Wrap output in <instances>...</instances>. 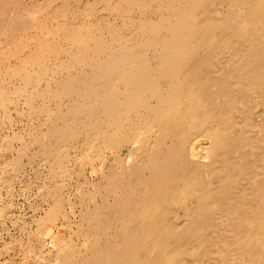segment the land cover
Listing matches in <instances>:
<instances>
[{
    "label": "bare ground",
    "instance_id": "obj_1",
    "mask_svg": "<svg viewBox=\"0 0 264 264\" xmlns=\"http://www.w3.org/2000/svg\"><path fill=\"white\" fill-rule=\"evenodd\" d=\"M21 1L0 0V47L18 57L2 79L25 81L30 112L49 102L31 139L46 160L82 134L95 151L79 160L98 177L80 192L83 241L56 264H264V0H96L121 22L79 25L61 0L53 28ZM52 187L43 226L62 214Z\"/></svg>",
    "mask_w": 264,
    "mask_h": 264
},
{
    "label": "rangeland",
    "instance_id": "obj_2",
    "mask_svg": "<svg viewBox=\"0 0 264 264\" xmlns=\"http://www.w3.org/2000/svg\"><path fill=\"white\" fill-rule=\"evenodd\" d=\"M56 1L55 0H42V2L41 1L39 2V0H22L20 3H21V7L25 8V10H24L25 13L23 11V8H21V7H19V12L22 10L21 15L23 18L25 15H27V18L30 17L29 19L25 18L27 20H30V19L31 20H34V19L39 20V19H42L45 17L50 18L51 15L53 17L56 16L55 19L52 17L49 19L51 22L50 26H51V28H53V26H55L57 20H59V22L62 21V18L57 16V11H56L57 5L60 4L61 0H56ZM68 1L70 4L68 7V16L65 20L70 22V23H76L77 25H79L81 23L89 24V23H95L97 21H108V20H112L113 18L115 19L116 23H120L121 22L120 16L124 17V15H117L119 18L116 16V14L111 15L109 12L110 9L102 8V10H101V7L107 6V3L100 2V4H99V2H96V0H68ZM86 2H88L87 3L88 6L85 4ZM94 2L97 3L98 5H95ZM41 4L42 5L44 4V6H40ZM91 4H93V6H95V7H93ZM25 5L26 6L29 5V7L31 6L29 8L30 10H32L33 8H36L34 13L33 12L30 13L28 11L30 13L29 14L26 10L27 7ZM74 5H75V7H74ZM89 5L92 6V8ZM55 6H56V8H54ZM42 7H45V8H42ZM98 8H100L101 11H98L99 10ZM41 9H43V10L41 11ZM53 9H55V11ZM70 9H72V10H70ZM85 9L89 12H87ZM79 12L81 13V15L83 17L79 16L80 15ZM26 13H28V14H26ZM94 14H95V16H94ZM84 15H85V17H84ZM126 16H128V15H125V17ZM104 18H106V19H104ZM3 39L4 38H1V40H3ZM30 41L32 42L33 40H30ZM9 50L10 49H5V47H3V45H2V47H0V68H1L0 69V75H1L0 76V82H1L0 83V86H1L0 89H3L5 91V93H7L6 95H3V99H4L3 101L0 98V105H1L0 106V264H40L41 261L43 264L44 263L45 264H56V261L58 263H60V259L65 257V254H66V253H62V252H57V251H60L59 250L60 246L62 247L64 245L71 244V245H69V249H66V250L68 252V251H70V249H73L69 252V254L70 253L76 254L77 253V247L80 246L82 241H83L84 236L80 234V222L78 221V212H80V209L82 210V208H84L85 206H83L82 204L79 203V199L81 198L80 192L84 191L82 189L87 188V186H88V185L84 184V181L86 178H88V179L93 178L94 180H97L98 177H94L95 175L90 173V171H91L89 168L90 165L86 162L84 164V165H86L84 168V171H81V169L83 170V166H82L81 162H79V160L82 157L87 158L88 156H93L95 154V151L93 149H90V147L88 146L89 144L87 146H85L86 148L84 150V144H82V143H85L87 141V139H86L87 136L85 134L84 135L82 134V136H80L81 139L79 137L75 138V139L69 138V140L67 139V141L64 143V145L66 147L63 145L62 154H61L62 155L61 157L64 158L63 160H61V158H57L58 155H56V152L52 149H51L52 151L50 150V152H49L48 159L46 160L45 158H43L44 156L42 155V152H41V146L37 142L35 143V141L32 139L40 134L39 133L40 130L45 128L44 125L40 126L41 125L40 121L42 123L45 120V112H44L45 110L44 109L46 107L45 103L48 101H45L44 99L42 100L40 98L37 99L38 101L37 100L35 101V105H39L40 108L36 111L30 112L28 110V104L26 103V101L27 102L28 101H34V98H30L29 93L27 94L26 92H22L20 94L21 95L20 96L19 93L16 92V89L18 87H20V85L21 86L24 85L25 81L23 82L19 77H16V76H13V79L12 78L11 79L5 78L4 80L2 79V77H5V76L9 77V75L11 74L10 71L14 67L13 64H16V62L18 61V57L14 56V54L11 55L10 53H8ZM19 50L20 49H18L17 51H19ZM19 52H17V54H19ZM22 53H25V51H23ZM6 58H8V59H6ZM52 58H51L52 61H50L51 63L48 65H51V67H55V65H56V67H57L58 64L56 62L52 63V62H54L53 61L54 57H52ZM3 73L5 76L3 75ZM33 74L36 75L35 73H33ZM45 76H48V75L46 74ZM43 82H44V80L40 81L38 84L37 81H36V83H35V81L34 82L29 81V84L27 85L28 87H26V91L30 92V90H32L30 88H33L34 86L37 87V85H38V88H36V89L41 90L43 88L44 83L47 84L48 81H45L44 83ZM11 87H13V88H11ZM6 89L8 90V92L11 90L12 91L14 90L15 92H13V93H12V91L9 92L12 94L11 95V94H8ZM11 97H12L11 100H13V104L10 102ZM16 98H18V100ZM15 100H16V102H15ZM6 101L9 102L10 104H7ZM22 105H25V106H22ZM47 106H48V104H47ZM24 108H25V110H23ZM27 111H28V113H27ZM4 114H6V115H4ZM41 115H42V117H40ZM35 117H36V119H35ZM27 119H29V120H27ZM14 121H15V123H14ZM34 123L36 125L38 124L40 126V128L41 127L42 128L39 129L38 125L35 127ZM25 128H26V130H24ZM19 129H20V131H19ZM21 129H23V130H21ZM15 130H17V132ZM28 130L30 131V133ZM36 130H37V132H36ZM35 132L38 134L35 135L36 134ZM12 133H14V134H12ZM26 133H29V135L27 136ZM5 134H7V136L9 135L10 138H12V139H10V140H8V138L6 139ZM21 135H23L24 137ZM19 136H20V138H19ZM14 137H16V138H14ZM70 140H74V141L71 142ZM7 141L8 142L10 141L11 143H8ZM25 141L28 144V145L26 144L27 146L25 145ZM30 141L32 142V145H29V143H31ZM3 142H7V143H3ZM75 142H78V143H75ZM6 144H9V145H6ZM72 144L73 145L75 144V145L72 147ZM81 144L83 145V147L81 146ZM33 146H34V148H33ZM31 148H33V149H31ZM37 149H39V150H37ZM81 150H82V152L77 154ZM34 151H36V152L34 153ZM37 151H40V152L38 153ZM125 151H126V149L123 150V152H125ZM64 152H66V156H65ZM21 153L22 154L24 153V155H26V156L22 157L23 155ZM16 154H19V155L17 156ZM20 154H21V156H20ZM33 154H35V155H33ZM67 155L68 156L70 155L71 157L70 156L68 157ZM53 156L55 159L53 158ZM67 158H69V159H67ZM48 160H50V162L51 161H53V162H51V164H50V162ZM55 161H57L58 163ZM61 161H62V163H60ZM64 161H65V163H64ZM98 163L101 164V161ZM16 164H17V166H16ZM64 164H65V166H64ZM43 166H45V167H43ZM58 166H60V167L58 168ZM53 169H54V171H53ZM55 170H57L56 171L57 173L55 172ZM52 171L55 172L56 174L53 173ZM50 172H52V173H50ZM63 173L65 176H63ZM66 173L67 174L69 173V174L67 175ZM54 175H56V176H54ZM57 176H58V178H57ZM53 178H55V180ZM49 179L50 180L52 179V180L50 181ZM93 179H91V180H93ZM46 180L48 183L46 182ZM57 180H58V182H56ZM61 180H62V182H61ZM43 182H44V184H43ZM53 184L61 186L60 187V194H61L60 196L62 197V200H63V201L61 200L62 201V204H61V209H62L61 213L62 214H59L58 219L54 223L43 226V225H41L40 221H37V219L38 218L40 219L41 214L42 215L45 214V212L48 210V208L53 203L52 199L54 200V197H53V193H52L53 192L52 186H55ZM48 185H50V186L48 187ZM44 186H46V187H44ZM43 187L45 188L46 191L44 190ZM47 192H48V194H47ZM50 195H52V196H50ZM75 220H77V222ZM38 225H39V228H38ZM40 225H41V227H40ZM42 227H43V229H42ZM40 228L42 230H44V228H45L44 232ZM39 229H40L41 233L38 231ZM72 229H73V231H72ZM38 232L40 234H38ZM77 234H79V235H77ZM52 238H54L55 240ZM78 238H79V240H77ZM63 239H64V241H63ZM39 240H40V242H39ZM50 240H54V241H50ZM62 241H63V243L65 242V244L62 245L61 244ZM58 242L60 245L58 244ZM56 244H58V245H56ZM72 244H73V246H72ZM55 246H58L57 250H56ZM70 246H72V247H70ZM50 254L52 256L54 254V256L53 257L51 256V258H50V256H48ZM38 257H39V259H38ZM40 258H41V261H40ZM43 258H44V260H43ZM48 258L54 259L55 261L53 260L52 262L48 263L49 262ZM56 258H57V260H56ZM37 260H38V262H37ZM43 261H45V262H43Z\"/></svg>",
    "mask_w": 264,
    "mask_h": 264
}]
</instances>
